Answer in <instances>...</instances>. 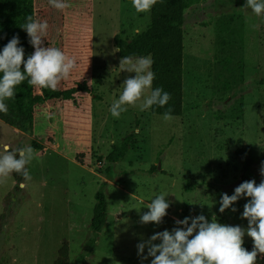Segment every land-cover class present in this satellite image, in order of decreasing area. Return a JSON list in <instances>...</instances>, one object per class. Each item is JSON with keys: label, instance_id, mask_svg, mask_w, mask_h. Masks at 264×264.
I'll return each mask as SVG.
<instances>
[{"label": "rangeland", "instance_id": "rangeland-1", "mask_svg": "<svg viewBox=\"0 0 264 264\" xmlns=\"http://www.w3.org/2000/svg\"><path fill=\"white\" fill-rule=\"evenodd\" d=\"M65 2L69 7L60 11L49 0H0V45L28 16L46 21L43 46L57 47L77 61L58 89L79 83L89 88L73 99L38 105L29 132L18 128L14 98L5 101L0 154L5 146L15 150L32 140L42 147H32L35 158L26 165L31 179L23 178L24 187L13 174L0 183V264H52L64 239L71 264H150L152 257L138 256L137 244L154 232L172 230L177 219L203 214L209 222L246 228L241 214L248 198L232 205L235 212L220 213L219 201L243 182L238 148L254 160L258 184L264 180V16L256 17L244 6L246 0H187L183 71L155 75L152 89L145 91L162 88L171 96L168 104L145 111L128 106L114 118L109 108L123 81L135 76L121 71L114 36L129 38L144 30L150 12L137 13L131 0ZM234 30L243 35L241 48ZM18 37L27 59L34 52L30 38L26 30ZM137 57L150 55L132 56ZM238 57L242 79L235 68ZM16 89L26 99L41 90L27 80ZM169 110L172 119L165 121ZM130 135L128 152L109 161L113 146ZM97 191L106 196L107 216L92 242ZM162 193L170 204L163 222L141 224L147 204ZM243 246L252 249L247 235ZM256 264H264V258Z\"/></svg>", "mask_w": 264, "mask_h": 264}, {"label": "clouds", "instance_id": "clouds-1", "mask_svg": "<svg viewBox=\"0 0 264 264\" xmlns=\"http://www.w3.org/2000/svg\"><path fill=\"white\" fill-rule=\"evenodd\" d=\"M131 3L137 13H144L150 12L157 0H131ZM49 4L60 11L69 7L65 0H49ZM244 6L251 9L256 17L264 16V0H246ZM20 27L26 30L34 52L25 59L24 48L18 46V36H13L0 50V112L4 114L8 112L5 101L16 95L15 89L23 81L27 80L35 89L56 91L60 82L67 80L77 67L74 56L57 47L43 46V38L47 37L49 27L46 21L28 16ZM152 63L150 57H137L135 60L130 56L121 58V71L134 72L135 76L123 81L122 93L112 102L109 111L114 118H119L128 106L145 111L153 106L163 108L168 104L171 96L162 88L157 87L145 95L146 90L152 89L155 79V74L150 70ZM163 119H172L170 110L163 114ZM34 158L31 145L15 150L5 146L4 153L0 154V183L6 182L13 173L30 180L26 165ZM260 172L264 176V164ZM20 186L25 185L21 183ZM242 197L248 198L241 214V218L247 220L246 228L225 225L213 218L209 222L203 214L177 219V226L172 230L154 232L147 240L138 243V256L142 260L152 257L150 264H256L258 257L264 258V180L259 184L254 179L244 181L235 187L232 195L223 193L219 212L223 213L229 208L235 212L236 208L232 205ZM146 207L149 210L141 215L140 223L159 225L167 215L170 204L162 193ZM245 235L252 240L251 251L243 246Z\"/></svg>", "mask_w": 264, "mask_h": 264}, {"label": "trees", "instance_id": "trees-1", "mask_svg": "<svg viewBox=\"0 0 264 264\" xmlns=\"http://www.w3.org/2000/svg\"><path fill=\"white\" fill-rule=\"evenodd\" d=\"M188 7L187 0H157V3L150 11V22L148 26L133 36L126 38L119 34L114 36V43L119 57L150 55L153 63L151 71L156 75H178L183 71V23L185 9ZM23 25V24H22ZM24 29L18 28L15 36H19ZM233 33L238 36V44L241 48L243 44V35L240 31L234 30ZM7 44V43H6ZM0 45V50L6 45ZM233 40V46H235ZM241 56V55H240ZM235 54L233 53V59ZM235 68L239 71V77L243 76L242 58L238 57ZM88 86L79 83L69 88L58 89L52 91L50 89H41L40 93L34 94L32 98H22L17 89L14 98L15 109L18 114V128L23 132H29L32 129L31 115L34 109L43 102L51 99H73L78 92H88ZM133 135L122 139L119 145H114L111 152L107 155V159L115 162L122 158L132 145ZM31 146L39 149L42 144L37 140H32ZM237 158L241 162V179L242 181L255 180L252 172L254 160L249 157L244 148L235 150ZM109 170V168H107ZM153 169V168H152ZM17 183H21L23 176L13 173ZM95 204L90 220V228L92 230V242L102 230L107 216V201L103 192L95 193ZM52 264H71L69 256V244L67 240H63L57 250V256Z\"/></svg>", "mask_w": 264, "mask_h": 264}]
</instances>
